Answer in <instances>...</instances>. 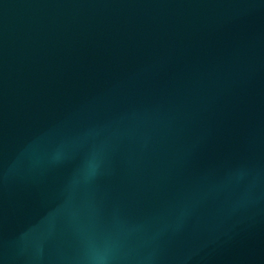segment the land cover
<instances>
[{"label":"water","instance_id":"95a60500","mask_svg":"<svg viewBox=\"0 0 264 264\" xmlns=\"http://www.w3.org/2000/svg\"><path fill=\"white\" fill-rule=\"evenodd\" d=\"M0 264H264V0H0Z\"/></svg>","mask_w":264,"mask_h":264}]
</instances>
